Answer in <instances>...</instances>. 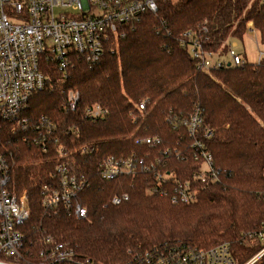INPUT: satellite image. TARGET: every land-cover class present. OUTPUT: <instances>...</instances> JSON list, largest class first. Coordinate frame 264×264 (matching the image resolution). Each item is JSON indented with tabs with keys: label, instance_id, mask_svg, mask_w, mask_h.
<instances>
[{
	"label": "trees",
	"instance_id": "16d2710c",
	"mask_svg": "<svg viewBox=\"0 0 264 264\" xmlns=\"http://www.w3.org/2000/svg\"><path fill=\"white\" fill-rule=\"evenodd\" d=\"M249 22L264 38V1L162 0L156 13L127 25L124 38L97 63L78 59L64 78L42 60L47 86L30 98L21 114L26 123H0V153L16 191H26L31 214L18 227L26 239L21 264H44L40 254L50 248L48 238L75 250L76 260L99 264H133L137 254L176 243L204 250L229 244L237 264L262 252L264 241L256 234L264 229V63L206 73L188 48L205 24L204 49L225 55L230 39L243 41ZM70 91L80 96L74 113L65 109ZM143 100L148 103L140 111ZM94 105L108 111L105 119L87 118ZM196 108L202 131H214L207 144L221 173L215 184H196L195 202L174 204L151 192L156 171L102 179L103 158L135 156L159 161L157 170L178 181L192 180L202 164L195 161L185 122ZM146 138L161 144L137 143ZM62 162L89 182L77 196L88 219L42 205L43 187L58 188ZM124 194L128 201L111 204ZM255 264H264V255Z\"/></svg>",
	"mask_w": 264,
	"mask_h": 264
},
{
	"label": "built area",
	"instance_id": "2783aa9c",
	"mask_svg": "<svg viewBox=\"0 0 264 264\" xmlns=\"http://www.w3.org/2000/svg\"><path fill=\"white\" fill-rule=\"evenodd\" d=\"M159 1L162 0H0V123H26L27 120L21 114L30 98L47 86L46 76L41 70L43 59L55 64L64 78L78 59L93 65L102 58L107 48H112V42L117 45L124 38L127 25L139 21L146 13H156ZM206 27L205 24L201 26L199 36L188 44L199 70L211 73L247 62L235 51L237 45L230 42L225 55L205 50L203 42L208 40ZM246 34L253 36L257 46V61L254 64L264 63V38L253 22L247 24ZM79 100V93L70 91L65 109L76 112ZM147 103L143 100L138 106L139 110H145ZM86 115L89 120L98 121L105 119L108 111L100 105H94L87 109ZM185 123L189 136L194 138L195 161L202 164L192 180L178 181L171 173L157 170L156 163L159 164V161L148 162L147 158L135 156L127 159L103 158L99 164L102 179L115 181L156 171L157 183L150 189L151 192L170 196L174 204L195 202L199 193L196 184L217 183L221 170L215 167L214 157L207 144L214 131H202L204 120L200 109L196 108ZM137 143L158 147L161 140L146 138ZM85 152L86 149L82 153ZM59 153L61 156L67 155L63 145H59ZM168 154L169 151L164 153ZM56 172L58 188L43 187V207L55 214L64 210L71 212L77 220L88 219V209L77 201V196L89 186L88 180L78 179L66 162L59 164ZM128 200V194H124L114 197L111 204L119 206ZM30 215L27 193L19 194L16 191L8 159L0 153V264H21L20 261H23L22 251L26 239L18 227L27 222ZM256 235L264 241V230ZM46 242L51 246L40 254L44 264H99L89 259L76 260L75 250L66 244L50 238ZM263 255L264 249L246 264H255ZM133 264L237 263L229 244L204 250L176 243L137 254Z\"/></svg>",
	"mask_w": 264,
	"mask_h": 264
},
{
	"label": "rangeland",
	"instance_id": "374dc122",
	"mask_svg": "<svg viewBox=\"0 0 264 264\" xmlns=\"http://www.w3.org/2000/svg\"><path fill=\"white\" fill-rule=\"evenodd\" d=\"M260 1L262 2L264 0H260ZM254 27H255V25H254ZM230 44H232V45L236 44L237 45L236 47H234L235 51L240 53L248 63H250V64L256 63V61H257V46L255 45V43L253 41L252 35L246 34L243 41H241L240 39H237L236 37L233 39H230Z\"/></svg>",
	"mask_w": 264,
	"mask_h": 264
}]
</instances>
